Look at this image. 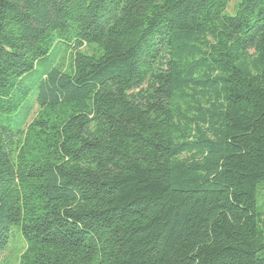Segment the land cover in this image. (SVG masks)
<instances>
[{
  "label": "trees",
  "instance_id": "trees-1",
  "mask_svg": "<svg viewBox=\"0 0 264 264\" xmlns=\"http://www.w3.org/2000/svg\"><path fill=\"white\" fill-rule=\"evenodd\" d=\"M230 1L0 0V259L264 264V0Z\"/></svg>",
  "mask_w": 264,
  "mask_h": 264
},
{
  "label": "rangeland",
  "instance_id": "rangeland-1",
  "mask_svg": "<svg viewBox=\"0 0 264 264\" xmlns=\"http://www.w3.org/2000/svg\"><path fill=\"white\" fill-rule=\"evenodd\" d=\"M237 0H231L228 7V14L234 15V8ZM86 48H83L82 51H85ZM69 48L65 45H59L57 48L53 50L51 55L49 56V61L45 63H39L35 70L29 74L28 76L23 78V83L30 88V96L23 103L22 107L18 110V112L11 116L9 125L12 130L17 131L24 127V124L29 120H31L35 113L37 112V105L32 102L36 96V83L40 80V78L46 73V69L48 63L56 65L68 57ZM32 104V105H31ZM30 114V115H29ZM259 203L261 204V194L259 193ZM13 239L10 243L7 251L4 253L2 258L0 259V264H17L19 260V256L22 254L24 250V243L18 233L13 232Z\"/></svg>",
  "mask_w": 264,
  "mask_h": 264
}]
</instances>
